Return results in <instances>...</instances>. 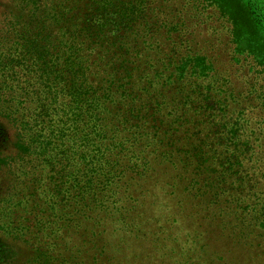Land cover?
<instances>
[{
	"label": "trees",
	"instance_id": "trees-1",
	"mask_svg": "<svg viewBox=\"0 0 264 264\" xmlns=\"http://www.w3.org/2000/svg\"><path fill=\"white\" fill-rule=\"evenodd\" d=\"M5 1L0 264H114L137 218H154L158 190L176 188L159 176L169 163L208 202L255 188L264 82L252 84L254 130L194 44L198 0ZM203 1L229 25L228 58L264 81V0ZM72 232L118 244L74 252Z\"/></svg>",
	"mask_w": 264,
	"mask_h": 264
},
{
	"label": "rangeland",
	"instance_id": "rangeland-1",
	"mask_svg": "<svg viewBox=\"0 0 264 264\" xmlns=\"http://www.w3.org/2000/svg\"><path fill=\"white\" fill-rule=\"evenodd\" d=\"M197 3L193 13L198 17L189 21L194 44L199 46L201 53L214 59L218 75L230 79L238 103L245 108L246 118L256 130L263 110L255 102L251 90L255 81L257 86L264 81L248 74L249 65L241 67L228 58L229 25L220 20L206 2L198 0ZM2 6H6L5 0H0V12ZM0 22H5L3 14H0ZM6 126V132L12 129ZM9 133L14 142L13 130ZM253 138L258 149H263L259 157L261 167L254 179L255 188H246L243 194L233 195V201L223 194L215 203L208 202L209 196L195 192L203 189L200 185L189 188L181 169L167 162L169 164L159 176L167 185L176 182V188L156 189L158 198L147 205L148 209H154V213H150L154 218L148 224L142 216L137 218L136 233L130 234L127 242L114 245L118 250L114 254V264H264V215L261 214L264 207V128L256 130ZM127 224L123 222V226ZM138 229L142 233H138ZM97 234L99 237L93 239L97 243L86 240L85 235L89 233H66V240L74 252L83 249L87 255L96 251V245L118 244L115 234L110 233L107 238L103 233Z\"/></svg>",
	"mask_w": 264,
	"mask_h": 264
}]
</instances>
